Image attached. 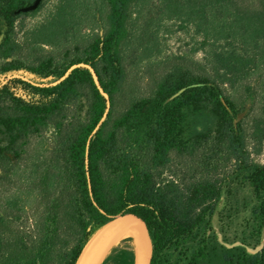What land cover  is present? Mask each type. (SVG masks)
<instances>
[{
  "label": "trees",
  "instance_id": "16d2710c",
  "mask_svg": "<svg viewBox=\"0 0 264 264\" xmlns=\"http://www.w3.org/2000/svg\"><path fill=\"white\" fill-rule=\"evenodd\" d=\"M50 2L0 0V264H76L128 212L151 222L152 264H264L216 231L249 247L264 234V166L248 151L264 139V0H57L20 37ZM165 22L193 31L203 61L151 64ZM130 56L149 63L143 89Z\"/></svg>",
  "mask_w": 264,
  "mask_h": 264
},
{
  "label": "rangeland",
  "instance_id": "374dc122",
  "mask_svg": "<svg viewBox=\"0 0 264 264\" xmlns=\"http://www.w3.org/2000/svg\"><path fill=\"white\" fill-rule=\"evenodd\" d=\"M57 6V0H51L44 9H42L35 18L30 17H22L17 23V28L19 31V36L23 37L26 32L32 29L38 23H41L48 17ZM142 24V22H141ZM159 33L157 34L156 42L158 44V49L161 51V55L158 58H155L151 64L157 65L162 59L167 57H176V56H186L192 60L201 62L204 59V54L202 52H195L194 50L197 48V43L199 39L194 35L192 30L183 29L179 22H165L159 28ZM83 33H89L88 30H83ZM47 50H50L47 48ZM127 55L130 53L127 52ZM133 57L130 56L128 59V65H132L129 67V76H130V85H142V89L147 84V76L149 74L148 65L149 63H141L139 65L132 64ZM153 71L159 74V70L153 68ZM23 75V74H22ZM30 79L29 77H27ZM145 91V90H142ZM247 126V125H246ZM250 126V125H248ZM53 130L47 133V138L50 140L52 138ZM258 136H260L259 132H255ZM260 141V140H258ZM46 145V141L43 142ZM248 151L250 152V158L257 164L264 166V139L262 144L259 142H252V139L248 143ZM179 159L175 158V161L172 163V168L167 171L164 175V179L166 184L175 178L179 182V178L174 176V172L182 174L183 171L179 165ZM186 194L187 191L183 188L180 196ZM34 196H26L24 197V202L26 203V207L30 208L34 203ZM239 225V221L237 222ZM234 226L231 233L233 235L234 231L239 230L240 227Z\"/></svg>",
  "mask_w": 264,
  "mask_h": 264
},
{
  "label": "water",
  "instance_id": "95a60500",
  "mask_svg": "<svg viewBox=\"0 0 264 264\" xmlns=\"http://www.w3.org/2000/svg\"><path fill=\"white\" fill-rule=\"evenodd\" d=\"M27 9L26 11L35 9ZM221 244L228 249L243 246L250 255L264 249V234L257 247H249L241 242L227 243L216 229ZM142 243V251L137 255L131 246ZM125 250L135 252L134 264H152L154 258L153 228L151 222L138 212H128L112 218L88 241L76 264H107Z\"/></svg>",
  "mask_w": 264,
  "mask_h": 264
},
{
  "label": "bare ground",
  "instance_id": "6f19581e",
  "mask_svg": "<svg viewBox=\"0 0 264 264\" xmlns=\"http://www.w3.org/2000/svg\"><path fill=\"white\" fill-rule=\"evenodd\" d=\"M131 249L135 250L137 255H140V253L142 251V243L138 242L136 245L131 246Z\"/></svg>",
  "mask_w": 264,
  "mask_h": 264
}]
</instances>
